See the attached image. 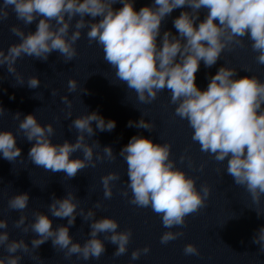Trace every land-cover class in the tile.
I'll list each match as a JSON object with an SVG mask.
<instances>
[{"label":"clouds","instance_id":"1","mask_svg":"<svg viewBox=\"0 0 264 264\" xmlns=\"http://www.w3.org/2000/svg\"><path fill=\"white\" fill-rule=\"evenodd\" d=\"M117 3L122 7L114 9L113 5ZM133 5L134 0H3L0 22L8 19L9 7L25 27L37 18L39 21L34 33L26 34L17 25L10 28L20 42L10 45L6 53L0 49V67L6 66L7 72L14 76L13 87H23L24 76L15 66L18 59L27 56L47 62L53 52H58L63 62L69 63L76 58V43L82 30L87 28L89 44L96 42L102 47L103 59L115 70L116 80L134 91L140 103L151 104L158 93L169 90L170 103L176 105L174 114L186 120L193 129L192 141L218 163L227 160V175L236 185L244 187L252 202L259 205L264 196V82L255 75L236 78L237 69L227 64L210 77L206 90H200L195 81L201 61L211 68L223 52L244 47L245 37L251 42L252 51L257 53L256 63L264 65V0H153L151 6L141 7L139 11ZM177 8H190L191 11H182L173 20L178 36L164 31L158 44L162 22ZM202 9L207 13L197 24ZM77 16L75 30L70 34L72 21ZM85 16L91 19L86 21ZM2 79L0 77V81ZM40 84L36 76L27 80L29 89H37ZM67 87L69 93L75 92L77 80L69 79ZM83 93L87 94L88 90L83 88ZM51 95H57L56 90H52ZM33 98L43 100V94ZM61 101L69 109L65 119L71 118L72 101L67 95L62 96ZM5 113L9 112L0 104V117ZM141 113L139 121L130 120L127 126L154 131L155 124L146 122L143 117L147 113ZM12 117L19 121L17 132L28 142H34L28 159L46 172H63L71 180L87 167L95 168L105 159H117L111 146L103 147L101 155L94 152V148L100 147L98 140L92 144L87 142L96 134L93 122L96 130L101 132H111L116 127L115 121H106L98 112L73 119L69 130L77 131L75 142L65 140L59 144L52 142L56 131L52 123L41 125L34 114L21 120V113L16 112ZM16 137L12 131H0V153L11 164L22 157ZM171 148L170 143H154L149 138L135 135L119 153L127 165L128 176L127 189L121 195L128 197L130 190L129 203L138 208L150 207L161 217L166 229L185 227L186 217L206 207L211 194L207 184L198 190L196 180L175 166V161L170 159ZM77 152L83 154L82 159L72 158ZM185 159L192 167L191 159L181 155V163ZM203 167L201 164L200 170ZM120 179L117 172L101 177L104 199L112 198L113 182ZM29 200L27 192L12 195L7 206L9 210L21 213L14 226L25 234L34 233L31 247L24 239L10 240L6 231L8 221L0 219V230H4L0 231V247L8 253L0 257V264H20L23 256L14 255L17 252L30 255L43 264L39 255L32 254L49 240L54 249L64 252L65 259L75 255L84 261L99 260L106 251L105 241L117 246L114 257L128 252L132 230L118 231V221L111 217L96 219V210L103 207L102 202H95L87 211L79 208L78 212L80 201L74 191H67L64 198H56L53 194L48 212L54 218L67 219V225H58L54 229L52 220L41 211H33L34 220L26 224L28 217L23 213ZM255 212L261 216L260 212ZM77 216L84 222L90 221V238L83 244L74 242L69 233ZM100 234H104L103 240L98 238ZM183 235L182 231H165L160 243L166 245ZM252 243L260 245L259 253L264 254V227L258 229ZM183 251L187 256L200 255L192 243L186 244ZM149 252L148 246L133 250L131 260H138Z\"/></svg>","mask_w":264,"mask_h":264}]
</instances>
